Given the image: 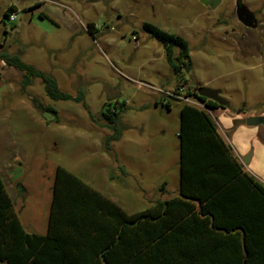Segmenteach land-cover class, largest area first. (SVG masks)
Instances as JSON below:
<instances>
[{"label": "rangeland", "instance_id": "rangeland-1", "mask_svg": "<svg viewBox=\"0 0 264 264\" xmlns=\"http://www.w3.org/2000/svg\"><path fill=\"white\" fill-rule=\"evenodd\" d=\"M238 1L212 9L204 0H0V52L83 100L53 101L41 79L25 84L0 60V150L14 153L18 195L8 193L30 232L47 231L58 167L130 215L176 197L180 112L195 105L186 91H220L237 115L264 112V0H241L256 29L238 22ZM145 24L185 39L190 67L175 74Z\"/></svg>", "mask_w": 264, "mask_h": 264}, {"label": "trees", "instance_id": "trees-1", "mask_svg": "<svg viewBox=\"0 0 264 264\" xmlns=\"http://www.w3.org/2000/svg\"><path fill=\"white\" fill-rule=\"evenodd\" d=\"M16 8L5 12L9 19ZM179 75L190 67L187 41L145 24ZM0 60L41 79L53 101H76L45 73L0 52ZM186 91L211 111L229 109ZM176 91L177 96H181ZM86 108V106L84 105ZM49 112H57L46 109ZM58 119V116H57ZM111 121V120H110ZM113 122V121H111ZM114 123V122H113ZM113 129L114 126H107ZM178 195L127 214L63 167L55 172L46 235L30 234L0 175V262L4 264H264V185L234 156L211 115L184 103L180 112ZM117 137L109 136L108 143ZM124 170V168H123Z\"/></svg>", "mask_w": 264, "mask_h": 264}, {"label": "crops", "instance_id": "crops-1", "mask_svg": "<svg viewBox=\"0 0 264 264\" xmlns=\"http://www.w3.org/2000/svg\"><path fill=\"white\" fill-rule=\"evenodd\" d=\"M204 3L209 8L216 9L217 7L220 6V4L222 3V0H204ZM11 7H15L12 4V2L6 3L4 5L3 13H5L7 9ZM0 100H1V97H0ZM214 111L219 119V122L214 120L217 126L219 127V132L221 133L222 137L225 139L227 144L231 147V150L234 156L237 158L239 163L243 166L244 171L251 174L253 177H255L256 180H258L261 184L264 185V125H260L258 127H248L245 122L246 119L249 117H254V116L253 115L241 116V115L234 114L231 111V108L217 109ZM257 116L264 117V112ZM220 121L222 122L225 128H223ZM7 153H8L7 151L0 150V175L2 176L3 182L8 192V190H13V191L16 190V181L19 177L18 175L20 172L18 169L14 167L15 160L12 159L14 153L12 155L11 153H8L10 156L9 160H7V157L5 155ZM4 177H7V179L9 180V183L6 182V178ZM10 182L12 184H15L14 188L10 186L11 185ZM15 192H16V195H18V191H15ZM176 194L178 195V190ZM52 195H53V192H52ZM51 202H52V198H51ZM15 205H16V202H15ZM50 207H51V203H50ZM48 219H49V216H48ZM23 225L26 231L30 234L46 235L47 233V231L46 233L30 232L26 228V225L24 224V222H23ZM47 230H48V224H47Z\"/></svg>", "mask_w": 264, "mask_h": 264}, {"label": "water", "instance_id": "water-1", "mask_svg": "<svg viewBox=\"0 0 264 264\" xmlns=\"http://www.w3.org/2000/svg\"><path fill=\"white\" fill-rule=\"evenodd\" d=\"M235 15L238 22L245 28L256 29L258 27V21L256 20L254 14L242 4L241 0H239L236 4ZM197 95L199 97L215 101L221 105H224L226 102L220 97V91L212 90L207 87L198 88ZM245 122L248 127H258L260 125H264V117H249Z\"/></svg>", "mask_w": 264, "mask_h": 264}, {"label": "built area", "instance_id": "built-area-1", "mask_svg": "<svg viewBox=\"0 0 264 264\" xmlns=\"http://www.w3.org/2000/svg\"><path fill=\"white\" fill-rule=\"evenodd\" d=\"M9 20L11 22H14L16 20V15L14 13H12L9 17ZM180 97V96H179ZM191 99L190 98H186V101H190ZM195 101V100H194ZM191 105V104H190ZM193 106H196V107H199V108H203L204 110H206L209 114L211 112V110L207 109V108H204L203 105L199 104L198 102L195 101V105ZM216 123V122H215Z\"/></svg>", "mask_w": 264, "mask_h": 264}]
</instances>
